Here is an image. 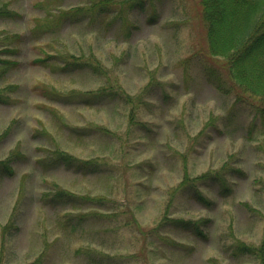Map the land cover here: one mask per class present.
<instances>
[{"label": "rangeland", "instance_id": "374dc122", "mask_svg": "<svg viewBox=\"0 0 264 264\" xmlns=\"http://www.w3.org/2000/svg\"><path fill=\"white\" fill-rule=\"evenodd\" d=\"M91 2L0 0L15 13L0 19V160L16 158L13 175L0 177V264H264L237 251L264 246V121L256 100L206 79L205 68L229 86L223 59L207 52L199 0L122 18L88 13ZM93 56L105 76L60 70ZM102 87L133 100L46 97ZM55 149L99 171L51 167ZM217 171L227 189H197L210 205L185 192L171 198L184 176ZM60 189L83 199L47 202ZM164 212L206 220L205 237L151 231Z\"/></svg>", "mask_w": 264, "mask_h": 264}, {"label": "trees", "instance_id": "16d2710c", "mask_svg": "<svg viewBox=\"0 0 264 264\" xmlns=\"http://www.w3.org/2000/svg\"><path fill=\"white\" fill-rule=\"evenodd\" d=\"M160 1L165 0H92L87 11L91 14L95 11L97 16L100 17L122 18L128 12H144L148 8L153 9L155 4ZM199 4L201 7V20H203L206 28L207 52L210 57L223 59L222 65L229 81L227 82L229 86H224L223 80L213 70L207 68L203 72L206 79L222 94L232 91L237 92L240 96L244 95L256 100L257 103H254L252 108L256 116L264 121V0H199ZM14 16L15 13L8 10L6 6L0 7V19H12ZM5 63H10L12 66L17 65L15 62L7 61L2 64L5 65ZM8 70V68H3L2 72H7ZM60 70L70 73L80 70L98 76L106 75V72L94 56L80 61L65 60ZM46 97L62 103L77 100L86 106H92L104 100L111 102L112 100H117L122 104L130 103L133 100L130 98L131 96L126 95L120 88L111 87H102L95 93H77L74 96L72 94L62 95L48 90ZM92 129L98 128L93 127ZM71 130L78 135L83 133V130L79 128H71ZM7 133L5 131L0 135V140ZM15 159L10 156L0 160V177L13 175L12 165ZM48 165L51 167L63 166L80 174L97 173L99 171V163L96 161L83 160L59 149H55L52 152ZM225 174L224 171H217L212 174L205 173L191 178L184 176L178 186L170 192V196L173 198L176 193L185 192L196 201L204 205H210L211 202L206 200L197 189L201 186L209 185H218V187H223L222 189H227ZM80 199L83 198L60 189L52 193L47 198V202L53 205L70 203L78 206L77 202ZM87 199L96 201L93 198ZM97 200L101 201V198H97ZM168 202L165 211L168 210L171 200ZM205 221L185 220L180 217L174 218L164 212L161 220L151 231L156 229L173 230L175 232H187L204 238L203 227L207 223ZM7 227H11V225L4 226V234L9 233V228ZM237 251L242 254L257 256L261 261L264 260L263 245L255 249L240 243L237 246Z\"/></svg>", "mask_w": 264, "mask_h": 264}]
</instances>
